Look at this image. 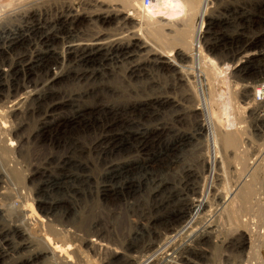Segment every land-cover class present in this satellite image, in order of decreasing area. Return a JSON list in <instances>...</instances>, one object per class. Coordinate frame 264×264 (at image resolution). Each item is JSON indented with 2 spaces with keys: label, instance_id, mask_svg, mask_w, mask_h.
<instances>
[{
  "label": "rangeland",
  "instance_id": "374dc122",
  "mask_svg": "<svg viewBox=\"0 0 264 264\" xmlns=\"http://www.w3.org/2000/svg\"><path fill=\"white\" fill-rule=\"evenodd\" d=\"M12 1L13 5L0 13V72L4 71L0 77V108L5 113L12 105L31 110H27L29 114L11 117L6 128L0 125V149L10 141L9 146L5 144L10 151L5 145V149L0 150V168L11 169L13 166L22 172L18 180L9 179L12 182L8 181V184L16 191L15 198L4 195L3 207L9 210L14 204L19 212L25 207V202L30 203L35 214L39 213V216L36 214L37 226H44L43 231L33 235L35 242L38 241L28 249V256L26 251L13 254L4 261L0 259V264H123V261H115L110 256L94 257L91 253L76 257L74 247L70 246L75 245L74 242L67 246L61 243L62 247L72 248L74 252L64 247L60 252L51 250L52 258L36 259L33 254L42 248L56 246L55 242L60 244L56 236L53 241L43 236V232L51 234L47 231L50 227L82 226L77 234H80L79 238H85L87 226H114V231L106 233L104 241L125 252L128 244L147 239L145 228L161 232L163 226H176L178 198L173 190L181 188V179L185 178L188 169L190 175L194 174L196 183L205 186L212 181L215 188L223 192H232L235 186L249 180L254 195L247 208L237 203L233 213L225 211L219 223L222 237L240 230L250 241L243 253L215 247L209 250L215 252L220 264H224L227 258L236 262L234 264H239L238 260L243 262L241 264L247 261L246 264H264V104L255 102L257 105H253L252 101L259 84H254L258 79L253 76L263 73H255L259 65L251 69L249 64L244 65L248 76L232 73L235 63L242 58L235 54L232 57L224 49L205 50L201 46L208 25H215V20L221 17L220 10L227 6L233 8L237 3L249 11L250 18L246 21V29L252 28L249 34L261 35L264 32L260 18H264V0H214L211 3L202 0L201 16H197L203 18L202 24L194 21L192 26L183 16L184 12L179 13L176 7L164 17L161 13V18L158 17L160 13L150 15L155 20L154 24L173 25L175 29L186 31L192 29L196 33V47L202 50L209 62L218 70L229 69L223 75L226 79L218 81L213 92L221 93L223 98L230 97L229 118L233 117L235 127L242 135L237 150L223 149L211 132L200 131L208 122H213L212 119L215 124L217 121L206 109L209 95L204 98L196 91V96L192 88V85L195 88V84H191L194 81L192 69L186 68L190 66V59L181 62L175 54V62L182 68L174 69L154 63L153 53L133 46V32L138 34L139 22L147 21L133 4L122 10V4L112 3L111 7L124 14L119 21L103 25L94 20L108 4L99 9L80 5L84 0ZM68 6L72 8L71 12ZM89 14L93 16V22L86 27L82 18ZM229 16L228 28H232L233 18L228 12L226 17ZM153 22L148 21V24ZM145 37L148 41L150 39L154 50L164 55L163 44ZM210 42L206 39L204 44L207 46ZM97 43L99 45L94 46ZM178 50H182L184 57L189 56L183 49ZM257 50V47L248 48L242 56L245 53L255 56ZM259 59L257 63L264 62V57ZM248 85L251 92L245 100L243 87ZM134 86L138 91L136 98L129 93ZM98 90L106 93L99 95ZM113 90L118 94L113 95ZM33 95H42L44 99L26 102ZM167 97L171 101L168 105L154 101L155 98L167 100ZM211 97L213 103L217 97ZM249 101L252 105L242 111L240 107L248 108L245 103ZM135 104L140 107L135 109ZM212 107L222 118V109L215 103ZM66 121L69 123L65 124ZM58 122L62 125L56 126ZM20 125L21 128H17ZM4 134L6 141L1 138L6 137ZM117 141L127 145L118 153L112 147ZM143 144L145 150L140 149ZM20 147L21 156L18 155ZM9 158L15 161L14 164ZM148 161L152 163L143 165L142 162ZM36 168H39L37 173ZM31 173L36 174L30 180L23 178ZM164 182L168 185L161 188ZM157 188H160V193L153 196ZM37 201L44 204L41 210L36 208ZM49 204L54 207H49ZM8 225L0 221V226ZM94 232L90 230L87 236ZM134 234H140L135 241L132 240ZM39 244L44 246L39 248ZM63 251H67L66 254Z\"/></svg>",
  "mask_w": 264,
  "mask_h": 264
},
{
  "label": "bare ground",
  "instance_id": "6f19581e",
  "mask_svg": "<svg viewBox=\"0 0 264 264\" xmlns=\"http://www.w3.org/2000/svg\"><path fill=\"white\" fill-rule=\"evenodd\" d=\"M13 2L14 1H12V0H0V13L3 12L2 11L3 9L6 10L7 7L12 6ZM114 2H118V3L122 4L121 5L123 7L122 10L128 9L130 4H133V6H136L137 8H139L140 12L142 13V18L147 20L145 22H144V20H142V21H140L142 23L139 22V25L137 24L139 31H138V34L133 32L134 33V35L132 36L133 42H134L133 46L138 48L139 50L145 49L146 51H149V53H153L154 63H158L159 65L161 64L163 66H165V64H166L169 67H173L174 69L175 68L181 69L182 66H180V64H176V62H175V54H176V57L179 58V61H181V62L190 59V61H189L190 66L186 67V68H188L189 70L192 69L191 73H193L192 78H194V81H192L191 84H195L196 89L194 88L193 85H192V88H193L195 93H196V91H199L204 98L206 95H209V99H208L209 101L207 102L208 105L206 104V107H207L206 109H207L208 113H210L212 115V117H214L215 121H217L216 124L213 123L214 122L213 119H212L213 122H208L207 124L205 123L206 125L201 127L200 131H206L207 130V131L211 132L212 137L217 138V142L220 144L221 147H223V149L237 150L238 145H239V141H241L240 139H241L242 135H241L239 129L235 127L236 123H235V120L233 119V117H232V119L234 121L232 119H230L231 117L229 116V111L231 109L230 107L232 106L230 104L231 103L230 97L229 96H228L229 98L224 97L225 98L224 99L223 95L221 93L217 94V93L213 92L215 90V87L217 86L216 85L217 82L218 81L222 82V80L226 79V77H224L225 76L224 73H225V71L229 72V69L224 68V70L223 69L218 70L216 67L213 66L212 63L209 62V59L205 56V54L202 53V50L196 47V45H195V41H196V35L195 34L196 33L192 29H190L189 31H186L183 29H175L173 25H157L158 23L154 24L153 21H155V20L150 18L151 17L150 15H153L155 13H158V14L160 13L159 16L157 15L159 18H161V15H162L161 13H164L162 16V17H164L168 11H173L174 7H176L179 13L184 12L183 16L186 17V19H188L190 21L191 26L193 25L194 21H197L198 24H202L203 18L197 17V16H201L199 13L201 10L202 0H179V2H178V0H162V1L159 0L153 5L152 8H143L140 0H138V2L135 0H84L79 4L84 5L86 7H90V8L97 7L99 9L104 7V4L110 5V6H108V5L106 6V10H104V9H103V11L100 10L101 14H98L99 17L96 20H94L96 22L100 21L103 25H105V24L109 25L111 23L119 21V17L121 16V14H124L121 10L111 7V4ZM211 2H214V0H208V3H211ZM67 8H68L69 12L72 11V8L70 6H68ZM99 9H98V11H99ZM90 15L91 14L84 16V18H82V22L86 24L85 25L86 27H89L93 22V20H92L93 16H90ZM155 16H156V14H155ZM196 17H197V19H195ZM232 18H234L233 14H232ZM124 20H126V19H124ZM148 21L153 22V23H151V25H150V24H148ZM233 21H234V19H233ZM208 26H210V25H208ZM227 29H229L228 25H227ZM165 30L168 31V33H165ZM261 33H263V32H261ZM145 36H148V37L152 38L153 40H155L156 42L163 44L164 55L162 53H158L156 50H154L153 46L150 42V39L148 38L149 39V41H148ZM205 36H206V34H204L203 41L201 44H204V42L206 40ZM142 40H144V41H142ZM98 45L99 44L97 43L94 46H98ZM201 46L203 49V45H201ZM178 49H183L186 53L189 54V56L187 58L184 57V54H182V52H181L182 50L180 51ZM247 49H245V50H247ZM245 50H244V52H247ZM248 54L249 53H245L244 54L245 57L244 58L241 57L242 59H245L244 61H241L242 59L240 60L242 63L243 62L247 63L249 61L250 58H248ZM263 57H264V54H263L262 58ZM241 62H238V60H237V62L235 63L237 65L234 66L235 69H233V67H230L231 69H233L232 73L236 72L237 75L242 74V76L244 74L247 75V70L245 69L244 65H241ZM22 68L24 69V67H22ZM3 72H0V77H2V75H4ZM180 72H181V70H180ZM198 77H200V78L202 77V78L199 79ZM200 84H203V85L199 86ZM254 84H258V86H257L258 88L263 87L264 86V78L262 80L255 81ZM151 85H153V84H151ZM47 87H48V85H46V88ZM152 87H155V86H152ZM135 88L136 87L134 86V88H131V90H129V93L133 94L134 98H136L138 96L137 95L138 91ZM144 89H145V87H144ZM250 89H251V86H249V85L243 87V91H244L243 94H244L245 100H247L249 97V94H250L249 92H251ZM254 89H255V87H254ZM99 90H98V92H99ZM103 93L104 92H99V95L100 94L102 95ZM145 93H146V91H145ZM195 93H193V94H195ZM84 94L86 95V93H84ZM112 94L116 95V94H118V92L116 90H113ZM212 95L217 97V99L213 103L217 104L219 109H222L221 110V113H223V115H222L223 117L221 116L222 118H219L217 116L216 112H214L215 110L212 109L213 108L212 107L213 103L211 102L213 100V97H211ZM196 96H197V93H196ZM254 96H255V93H254ZM41 99H44V97L42 95H37V96L33 95V96L28 97L26 102L29 100L38 102ZM154 101L157 104H164V103L166 104L167 103V105H168L169 103H171L170 98H168V97H167V100L155 98ZM252 101H253V105L256 104L255 99H253ZM142 105H143V103H142ZM250 105H252V103H250V101H249V102L245 103V106H247L248 108L240 107V109L242 111L248 110ZM133 107L135 109H137L138 107H140V105L135 104V105H133ZM263 107H264V105H263ZM1 108H0V125L2 126V128H4V127L6 128L8 126V124L10 122L9 119L11 117L15 118V117H18L20 114L23 115V113L29 114L28 111L31 110L29 108H28L29 110L26 109L25 107L23 108L21 105H17V106L12 105L10 110L7 113H5ZM261 109H263V108H261ZM241 110H239V111H241ZM208 116H209V114H208ZM233 116H238V115H233ZM220 119H223L222 122L220 121ZM60 123L61 122H58L55 125L56 126L62 125ZM66 123H69V122L66 121L65 124ZM1 126H0V128H1ZM2 128H1V130H2ZM17 128L20 129L21 125ZM15 130H13L12 133ZM9 131L10 130H8V133H9ZM3 133H5V131L4 132L2 131V134ZM5 134H4V136L7 135V134L6 135ZM10 134L11 133H9V135ZM137 134H140V133H137ZM1 138H2V140L4 138V140L6 141L7 136L1 137ZM8 140H10V138H8ZM8 142H10V141L6 142L7 146H9V144H10ZM117 142L114 146H112V147H114V149L112 148L114 151L119 152L120 150L125 149L127 147L126 144L119 143V142L117 143ZM112 143H114V142H112ZM4 145L2 146V149L4 148ZM17 145H19V143ZM7 146L5 148H7ZM14 147H15V145H14ZM21 147H23V146H21ZM21 147L18 149V155L21 154ZM144 147H145V145L143 144L141 146V148L140 147H138V148L145 150L146 147L145 148ZM2 149H0V150L3 151ZM8 150L10 151V147ZM12 151H13V147H12ZM164 157H165V155H164ZM22 158H23V156H22ZM28 158H29V156H28ZM5 159L8 160V157H6ZM9 161L11 163L15 162V161H12L11 158H9ZM215 162H217V161H215ZM0 163H2V162H0ZM17 163H18V161H16L15 164H17ZM142 163H143V165H149V163H152V162L148 161L146 163L145 162H142ZM130 165H132V163ZM215 165H217V164H215ZM129 166H127V167H129ZM15 167H17V166H15ZM124 167H126V166H124ZM12 168H13V166L11 167V169H8V168L5 169V167L0 168V191H1L0 197H2L0 199V221H5L9 224L8 226H0V259L1 260H3L4 258H9L13 254H18L21 252L23 253L24 251L27 252V256H28V249L35 246L37 241H38L37 240L35 242V238L33 237V235L37 231L42 230V227L44 226V225L43 226H37V224H38V219L36 216L37 212L35 214L34 210H32L33 208H32L30 203H26V202L24 203L23 202L25 204V207L24 208L22 207L23 209H20L19 212L17 210L18 207L14 208L13 207L14 204H12L11 206H12V208H14L15 213H14L12 208L9 209L10 211L8 209L7 210L4 209V207H3L4 195L5 196H6V194L11 195L10 197L15 198V193H16L15 189L12 188L8 184V181L10 182V184L12 182L9 179L18 180V178H20V175H22L21 170L14 169V168L12 169ZM38 170H39V168L36 170V173L38 172ZM189 172H190V170L188 169L187 172H185V178L181 179L182 180L181 188L178 187V190L177 189L173 190L174 195H176V198H178L177 199L178 200V206L175 209V224H176V226H170V225L169 226H163L161 232L155 231V230H152L149 228L150 230H152V231H150L148 228H145L146 229L145 234L148 233V237H146L147 239L142 240L140 238L141 240L137 241L136 239H138L140 234H134L133 238H132V236H131V238L133 241H135V240L136 241L133 242L131 245L128 244L129 248H127V250H125V252L119 251L118 248L117 249L113 248L112 246H110V244H107L104 241L105 240L104 237H105L106 233H109L110 231H114L113 230L115 228L114 226H105V227L87 226L86 228L88 229V232L90 230H95L96 232H94V234L91 236H87V234H88V232H87L85 234L86 235L85 238H81V237L79 238L78 235H80V234H77L79 232V229H81L82 226H60L61 227V228L59 227L60 229H53L50 227V230H47V231H51V234H48L47 232L46 233L43 232V236L48 240H52L56 236V237H58L60 244L58 242H55L56 246L53 244L54 245L53 247H45L44 249L42 248V251H39V249H38L39 252L34 253V254L30 250L29 251L33 254V258H36V259H38V258L40 259V258H43L46 256L47 257L50 256L52 258L53 253L51 252V250H53V252L55 253V252H58L61 248H63V249L66 248L65 250H69V249H72L74 247V249H75L74 251L76 253L73 251V249H72V251L74 253L72 251H70V253L71 254L73 253L74 255L76 254L75 255L76 257L77 256H81V257L82 256L83 257L88 256L89 253H91L94 257H101V256H108L109 257L110 256L115 261H123V264H220L217 260V257L215 256V252L209 250V248H211V247L219 248L220 250H223V249L229 250V251L237 253V254L243 253L245 245L247 244V242L250 241L249 239H247L248 237H246V234L241 232L240 230H237L235 232L228 234L227 236L222 237L219 222L221 221V218H222L223 214L225 213V211H227L229 214L233 213V209L237 203L239 205H242V207L247 208V204L249 203V201H251V197L254 195V193H253L254 188L250 189L251 184L248 183L249 180L244 181L241 184V186L240 185L235 186V188L232 192L231 191L223 192V191L219 190L218 187L215 188L216 187L215 182L209 181V182H207V184L205 186L201 185V183L200 184L196 183L195 180H193L194 174L190 175ZM32 173H34V172H32ZM32 173H31V175L25 176L23 178H25L26 180H30L36 174V173L35 174H32ZM4 184H5V186L2 187V185H4ZM20 184H21V182H20ZM166 185H168V184L164 182V183H162V185L160 187L163 188V187H166ZM202 186H204V187H202ZM159 189L160 188H157L153 191V196H156L157 193H160ZM235 190H237L236 193H234ZM18 199H19V197H18ZM35 204L37 206L36 208H38V209H40L42 207V205H44L43 203L38 202V201ZM243 205H245V206H243ZM51 206L52 205L49 204V207H51ZM52 207H54V206H52ZM217 207H219L220 209L218 208L219 210L218 209L216 210ZM248 208L250 209L249 205H248ZM227 212H226V214H227ZM18 215L19 216L21 215V217H18ZM37 215L39 216V213ZM83 229H85V228H83ZM84 231H83V233H84ZM38 234H39V232H38ZM111 234H112V232H111ZM108 238H109V236H108ZM114 239H115V237H114ZM16 240L19 242L14 243ZM69 242H71V243L74 242L76 244L75 245L70 244V246L72 248H68V249L65 246L62 247L61 243L63 245L66 243V246H67L69 244ZM38 243H40V242H38ZM52 243H54V242H52ZM43 244H45V243L43 242ZM42 246H44V245H42ZM42 246L40 245L39 248H41ZM36 251H34V252H36ZM66 252L67 251H65L64 253L66 254ZM256 252L257 251H255V253ZM62 256H64V255H62ZM67 256H68V254H67ZM67 256H66V259H67ZM56 257H55V259H57ZM253 257H254V255H253ZM261 257L263 259V256H261ZM28 258H30V257H28ZM238 258L240 259V256ZM53 259H54V257H53ZM87 260H89V259L87 258ZM238 261H239V264L243 263L241 260H238ZM234 263H236V262H230V260H228V258L224 260V264H234ZM94 264H97V263H94ZM111 264H113V263H111Z\"/></svg>",
  "mask_w": 264,
  "mask_h": 264
},
{
  "label": "built area",
  "instance_id": "2783aa9c",
  "mask_svg": "<svg viewBox=\"0 0 264 264\" xmlns=\"http://www.w3.org/2000/svg\"><path fill=\"white\" fill-rule=\"evenodd\" d=\"M142 3L143 8H152L153 5L159 1V0H140ZM162 1V0H160ZM227 4V3H226ZM225 4V5H226ZM233 5V4H232ZM243 5V4H242ZM231 13L234 16V21L232 23V28L227 29L228 23H230L231 19L229 16L226 17V14ZM249 11L246 10L245 6L241 7L239 3H237V6L230 8L229 6L223 8L220 10L219 15H221L220 18H217L215 20V25H210L205 31L204 34H206L208 37H206L207 41L210 40L211 42L209 43L210 45H203V49H212L213 51L215 49H224L227 54H231L232 57L234 54L236 56L244 57L245 55L242 56L244 53V50L247 48H254L257 47V54L250 55L248 56L249 61L247 63L241 62V65H248L249 68L253 69L255 65H259L260 68H258L257 71H261L260 73H263L262 75L264 76V62H260V57L263 56L264 52V32L261 33V35H255L254 34H249V31L251 33V29H246V21L249 20L250 14L248 13ZM241 13V14H240ZM261 20L263 21L264 24V18L260 17ZM224 28V29H223ZM210 35V36H209ZM251 35H254L251 36ZM257 36V37H256ZM222 41V43H221ZM219 45V46H218ZM217 46V47H216ZM252 56V57H251ZM250 69V70H251ZM250 71H248V74ZM251 74V73H250ZM262 75H255L253 77H256L258 80L262 79ZM248 76V75H247ZM255 102L258 105H263L264 104V86L257 88L255 90Z\"/></svg>",
  "mask_w": 264,
  "mask_h": 264
}]
</instances>
